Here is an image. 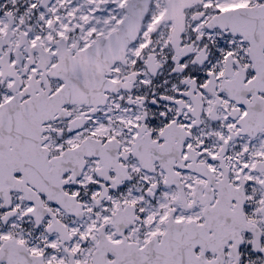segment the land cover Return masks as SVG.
Masks as SVG:
<instances>
[{"label": "snow or ice", "instance_id": "obj_1", "mask_svg": "<svg viewBox=\"0 0 264 264\" xmlns=\"http://www.w3.org/2000/svg\"><path fill=\"white\" fill-rule=\"evenodd\" d=\"M0 264H264V0H0Z\"/></svg>", "mask_w": 264, "mask_h": 264}]
</instances>
